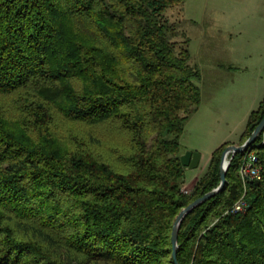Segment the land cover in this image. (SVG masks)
I'll return each instance as SVG.
<instances>
[{"label": "trees", "instance_id": "obj_1", "mask_svg": "<svg viewBox=\"0 0 264 264\" xmlns=\"http://www.w3.org/2000/svg\"><path fill=\"white\" fill-rule=\"evenodd\" d=\"M186 1L0 0V264H176L175 220L231 145L185 193L201 76L165 12ZM263 118L264 97L239 145ZM251 148L261 180L245 192L236 154L182 221L178 264H264V132Z\"/></svg>", "mask_w": 264, "mask_h": 264}, {"label": "rangeland", "instance_id": "obj_2", "mask_svg": "<svg viewBox=\"0 0 264 264\" xmlns=\"http://www.w3.org/2000/svg\"><path fill=\"white\" fill-rule=\"evenodd\" d=\"M165 17L174 27L169 38L187 42L201 76L202 110L181 137L182 154L191 147L203 156L198 167L186 168L187 193L206 172L214 147L238 142L264 97V0H187Z\"/></svg>", "mask_w": 264, "mask_h": 264}, {"label": "water", "instance_id": "obj_3", "mask_svg": "<svg viewBox=\"0 0 264 264\" xmlns=\"http://www.w3.org/2000/svg\"><path fill=\"white\" fill-rule=\"evenodd\" d=\"M264 132V118L259 123V125L256 127V129L252 132L250 137L241 145H229L224 152L222 153L221 157V166H220V184L215 189L211 190L210 192L206 193L202 197L196 199L191 204H189L187 207L182 209V211L177 216L173 230H172V245H173V257L177 262V251H178V236H179V230L180 225L184 218L190 213L194 208L197 206L203 204L204 202L208 201L209 199L213 198L215 195L220 193L224 190L226 183H227V171L230 166L231 161L235 157L236 154H244L248 149L251 148L252 145H254L259 138V136ZM228 160H226V158ZM201 159V155L197 152L192 151H186L181 155V162L185 168L194 169L198 167L199 162ZM258 182V181H256Z\"/></svg>", "mask_w": 264, "mask_h": 264}, {"label": "built area", "instance_id": "obj_4", "mask_svg": "<svg viewBox=\"0 0 264 264\" xmlns=\"http://www.w3.org/2000/svg\"><path fill=\"white\" fill-rule=\"evenodd\" d=\"M239 176L244 185L245 192L246 187L250 182L260 181L262 178V167L259 163L258 155L255 149H248L242 157V161L239 167ZM248 203L244 198V195L239 199L231 208L226 211V214H236L243 212L247 209Z\"/></svg>", "mask_w": 264, "mask_h": 264}, {"label": "crops", "instance_id": "obj_5", "mask_svg": "<svg viewBox=\"0 0 264 264\" xmlns=\"http://www.w3.org/2000/svg\"><path fill=\"white\" fill-rule=\"evenodd\" d=\"M202 100H203V98H202ZM202 106H203V101L201 102V105H200V107L198 108V110L191 116V118L188 120V122H190V120L192 119V117L193 116H195L196 114H199V112H200V110H202ZM249 118V117H248ZM248 121V120H247ZM245 130V129H244ZM244 132V131H243ZM242 132V133H243ZM242 135V134H241ZM241 135H240V137H241ZM240 137H239V140H240ZM239 140H238V142H236V143H231L230 141H222V142H220L217 146L219 147L220 145H221V143L223 144V143H226V142H228V143H231V145H237L238 143H239ZM217 146H215L214 148L216 149V147ZM213 148V149H214ZM187 150H189V151H192V152H197V153H200V150H198L197 148H191V147H189ZM212 154V153H211ZM211 154H210V157H211ZM203 157V156H202ZM202 157H201V159H200V162H201V160H202ZM209 160H210V158H209ZM200 162H199V164H200ZM196 180L198 179V177H196L195 178Z\"/></svg>", "mask_w": 264, "mask_h": 264}, {"label": "bare ground", "instance_id": "obj_6", "mask_svg": "<svg viewBox=\"0 0 264 264\" xmlns=\"http://www.w3.org/2000/svg\"><path fill=\"white\" fill-rule=\"evenodd\" d=\"M229 157L226 158V160H228Z\"/></svg>", "mask_w": 264, "mask_h": 264}]
</instances>
